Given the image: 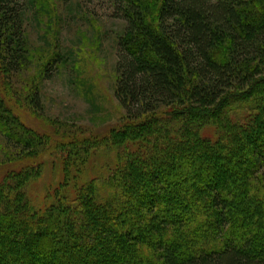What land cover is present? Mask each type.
Segmentation results:
<instances>
[{
	"label": "trees",
	"instance_id": "1",
	"mask_svg": "<svg viewBox=\"0 0 264 264\" xmlns=\"http://www.w3.org/2000/svg\"><path fill=\"white\" fill-rule=\"evenodd\" d=\"M38 1L0 0L12 149L0 158V264H264V0H98L126 24L115 65L126 114L103 137L55 136L17 113L43 110L35 87L11 86L31 61ZM105 146L113 161L89 177ZM53 149L63 178L38 194Z\"/></svg>",
	"mask_w": 264,
	"mask_h": 264
},
{
	"label": "rangeland",
	"instance_id": "2",
	"mask_svg": "<svg viewBox=\"0 0 264 264\" xmlns=\"http://www.w3.org/2000/svg\"><path fill=\"white\" fill-rule=\"evenodd\" d=\"M125 25L123 19L112 15L106 2L39 0L36 11L29 12L26 26L31 61L11 82L12 89L24 97L30 95L29 87L39 92L42 112L36 111L35 116L17 109L26 124L52 135L60 132L78 137L83 133L103 137L116 126L126 114L115 96L116 40ZM252 99L255 98L250 96L246 102ZM218 118L220 114L209 120L217 124ZM212 127H208L209 132L215 134L217 129ZM9 146L0 132V158L4 159L7 150L12 151ZM107 146L95 151L89 163V177L97 176L100 167L113 161L108 158L112 150ZM114 154L113 150L112 157ZM59 157L54 149L45 155L48 168L45 177L34 186L36 193L55 187L63 178ZM45 200L44 195L42 205Z\"/></svg>",
	"mask_w": 264,
	"mask_h": 264
}]
</instances>
